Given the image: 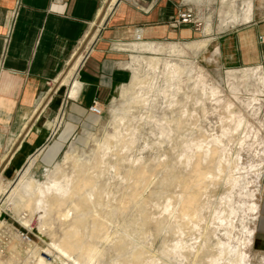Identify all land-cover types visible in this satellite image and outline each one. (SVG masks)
Masks as SVG:
<instances>
[{
  "label": "rangeland",
  "instance_id": "rangeland-1",
  "mask_svg": "<svg viewBox=\"0 0 264 264\" xmlns=\"http://www.w3.org/2000/svg\"><path fill=\"white\" fill-rule=\"evenodd\" d=\"M229 1L233 0H218L212 4L193 0L196 2H192L194 5L184 2L180 11L191 10L192 20L177 26L199 25L203 35L187 40L160 41L165 52L162 50L156 56L185 57L180 59L183 83L168 87L172 93L173 87L174 91L176 88L168 108L163 109L162 102L152 110L145 109L146 84L132 83V55L129 51L130 58L123 63V68L129 74L123 81L125 83L122 82L117 93L102 105V115L95 116L93 121L87 120L85 128L75 132L57 161L43 169L34 164L36 160L32 162L34 155L15 178L4 179L0 175V221L12 227L11 231L4 226L0 228L1 257L8 259L11 256L9 241L12 231L18 233L19 230L29 235L35 243L36 251L25 259L24 253L18 255L15 264H38L41 258L44 264H86L87 262L77 259V255H65L48 242L41 226L43 218L49 217L47 197L70 194L76 178L87 177L92 178L95 184L86 190L85 198L92 201L91 209L102 215L109 212L107 209L110 208L111 214L105 225L108 234L115 233L117 236L111 242L104 241L100 244L104 249L100 264H119L125 258L130 259L136 250L140 258L135 264H232L239 246V264H264L256 233L264 202V171L260 176L250 173L252 158L249 156L250 151H245L240 155V166L244 172L240 173L242 177L236 181L229 175V167L233 165L224 161L227 158L224 148H232L240 139H245L252 147L258 146L260 151L264 150V133L262 139L257 140L249 135L248 127L250 124L257 126L258 121L251 110L246 108L247 102L257 93L263 100L258 120H263L264 86L257 83L256 76L246 77L242 73V69L252 67H223L216 55L215 42L211 41L213 29L205 33V17L208 14L211 15L214 31H221L222 25H226L228 21L234 24L235 8L230 10L229 18L225 21L221 17V2ZM242 6L245 5L240 2L238 14L243 16ZM177 17L178 12L175 18ZM194 41L196 44L190 45ZM175 43L181 48L178 54L174 52L177 49ZM259 65L264 76V64ZM158 67L163 69L164 59L160 60ZM133 68L136 69V66ZM138 68L144 71L146 64L140 60ZM206 83L207 89L204 87ZM226 84L233 87L234 96L229 95L230 90ZM131 85L132 88L129 89ZM215 85L226 89L221 107H228L213 105V112L208 114L206 110L212 108L209 97L212 92L209 89L216 87ZM123 90H126V96L121 95ZM205 90L209 95L204 93ZM130 97L138 98L139 113L129 109ZM114 110L118 113L121 110L130 111L124 116H114ZM208 118H213L215 122L222 118L224 128L217 122L214 132L209 131ZM100 120H107L109 125L105 132L98 135L96 130L100 126ZM120 122H123V129L120 128ZM164 122L168 125V131L163 129ZM249 129L252 130V127ZM162 131L168 133L167 143L160 146L158 140L161 139ZM88 135H91L95 145L91 154L86 150ZM214 135H223L222 144H210ZM108 136L117 137L114 150L111 154L102 156L100 143ZM71 141L80 147L75 158L69 161L65 158V153ZM81 147L85 149L81 150ZM56 163H59L58 171L61 174L57 180L61 182V179H65L61 190H57L53 179L49 178ZM93 165H99L94 171L98 175L92 171ZM197 179L202 183L201 187H198ZM22 189L27 190L24 193L26 198H33L37 193L39 195L36 206L24 215L13 211L8 202L11 199L18 203L17 194L24 192ZM60 191L62 192L59 193ZM109 191H112V196L108 195ZM187 194L190 197L196 196L194 203L198 208V216L193 219L173 214ZM254 203L257 204V209L252 210ZM27 216L29 217L26 219ZM184 226L188 229L182 233ZM212 228L217 232L212 231ZM206 232H209L207 238ZM183 243L187 245L188 253L178 257L175 252L180 251L179 246ZM20 245H24L22 241Z\"/></svg>",
  "mask_w": 264,
  "mask_h": 264
},
{
  "label": "crops",
  "instance_id": "crops-1",
  "mask_svg": "<svg viewBox=\"0 0 264 264\" xmlns=\"http://www.w3.org/2000/svg\"><path fill=\"white\" fill-rule=\"evenodd\" d=\"M186 1L193 2L114 0L108 6V0H0L1 177L15 178L34 155L32 162L43 169L57 161L75 132L97 116L89 109L92 102L103 105L129 76L123 63L130 50L124 46L202 36L199 25L172 24ZM221 5L224 21L233 8L237 17L221 31H214L211 20V41L221 65L264 64V0ZM99 22L97 36L68 73ZM256 233L264 257V202Z\"/></svg>",
  "mask_w": 264,
  "mask_h": 264
},
{
  "label": "bare ground",
  "instance_id": "bare-ground-1",
  "mask_svg": "<svg viewBox=\"0 0 264 264\" xmlns=\"http://www.w3.org/2000/svg\"><path fill=\"white\" fill-rule=\"evenodd\" d=\"M114 0H108V6L113 2ZM203 2H209L211 0H202ZM223 14V12H221ZM234 16H236V13H234ZM233 16V17H234ZM247 20L250 19V16L247 14L245 16ZM205 20H208V26H206L205 33L207 34L210 32L211 27V15L208 14L205 17ZM233 20L237 21V17H234ZM102 25V22H99L98 25L93 29L92 33L87 37L85 46L75 55L74 59L71 61L68 73L72 72L74 67L78 64L80 61L82 54L84 50L90 45V43L95 39L97 36L98 28ZM205 41V40H204ZM196 41L191 42L190 45H195ZM121 46V44H119ZM125 48L129 49L132 55V61H131V69H132V77L131 81L133 84H137L139 82H145L146 87L144 89V100L147 103L145 109L152 110L156 107L157 104L164 103L163 109L168 108L170 102V98H174L176 88L174 91L173 87V93L170 88H168L171 84H182L183 83V77L181 75V67H180V59L185 57H179L178 56H168V57H162L156 56L155 54H160L164 49V45H160V43L152 42V41H140V42H131L124 46ZM175 48H177L174 52L178 54L180 52V46L178 43H175ZM170 52V51H169ZM163 54V53H162ZM181 55V54H180ZM164 59V67L163 69H160L158 67V64L160 63V60ZM166 59V60H165ZM143 61L146 64V68L144 71L138 68L139 61ZM136 66V69L133 68ZM242 73L246 77H252L255 78L256 81L260 86H264V76H262L260 72V65L252 68H244L242 69ZM227 87L230 90L229 95H233V87L230 86V84H226ZM207 83L205 84V89H207ZM216 86V85H215ZM211 87V86H210ZM132 88V85L129 87V89ZM181 87L179 88V90ZM211 94L209 95L206 90L204 93L206 95L208 94L210 97V100L212 102V108H209L206 110L208 114L213 112V105L216 106V104H219L220 107L222 103L224 104L225 96H226V89L221 87L220 85H217L216 87H213L211 89ZM261 91V90H260ZM181 93V92H178ZM126 94V90L122 91V96ZM255 97H252L247 102L246 108L250 109L253 117L255 115V119L258 121V125L250 124L248 127L249 135L255 140L262 139L263 133H264V117L263 120L259 121V114L260 111H262L263 107V100L259 98L257 93L255 94ZM126 96V95H125ZM137 97H130L129 103H130V110H136L137 113H139V109L137 107ZM219 107V108H220ZM227 105H223L221 108H227ZM216 108V107H215ZM218 108V107H217ZM213 109V110H212ZM247 109V110H248ZM130 110H121L119 113L114 110L113 115L116 116V114H121V116H124L128 114ZM221 110V109H220ZM215 113V112H214ZM248 114V113H247ZM251 114V113H250ZM249 114V115H250ZM213 118L207 119V124L209 131L214 132V128L216 123L218 122V125L223 129L224 128V120L222 118H219L217 122L212 120ZM215 119V118H214ZM100 126L96 130V133L99 135L103 131H106L107 126L109 125V122L107 120H100ZM163 129H167L168 131V125L166 122L163 123ZM120 128L123 129V122L119 123ZM252 127V130L249 128ZM167 132H161V139L158 140V143L160 146H163V144L167 141ZM212 140L210 144H222L223 141V135H219L216 137V135L212 136ZM169 138V137H168ZM117 137H109L106 139H103L100 143V147L102 149V156H106L108 154H111L114 150V143ZM170 139V138H169ZM263 142V141H262ZM167 143V142H166ZM87 144L88 147L86 150H88V153L91 154L92 150L95 149V145H93V142L91 140V135L87 136ZM262 144V143H259ZM249 143H246L245 139H240L237 142L234 143L232 148L226 146L224 148L227 158H224L225 163L232 164L233 167L230 168V177L231 179H234L236 181L241 178L242 168L240 166L241 164V157L243 152L250 151L249 156L252 158L251 163L252 167L250 170L252 174H255L257 176H260L261 173L264 171V150L260 151L258 149V146H250ZM80 146L77 145L74 141H71L68 149L65 153V158L69 161H72L75 158V155L78 151V148ZM85 148L81 147V150H84ZM235 159L233 161L232 158ZM238 156V157H237ZM5 158V157H4ZM3 158V159H4ZM59 163L55 164V167L52 169V171L49 174V178L53 179L54 186L57 188V190H61L65 184V179H61L62 181L59 182L57 179L61 176V174L58 171ZM92 171H96L99 168V165H93ZM96 175H98L96 172H94ZM116 173V172H115ZM100 176V175H99ZM201 178V177H200ZM198 187H201V182L199 179H197ZM95 184L94 180L92 178L82 177V179H79V177L76 178L74 183V189L70 194H62V195H52L48 196V218H43L42 220V226L41 230H44V236L47 239L48 242L52 243L54 246H56L63 254H75L77 255V259L81 260V262H87L86 264H100L102 257H103V251L104 249L102 246H100L101 243L104 241L111 242L112 240H115L117 237L115 233L108 234L107 228L105 225L106 219H109V216L111 214L110 208L108 207V211L105 215H102L97 210H92L91 205L92 201L85 198L87 195V189L89 187H92ZM244 185V184H243ZM244 187V186H243ZM246 187V186H245ZM244 187V188H245ZM23 190V189H22ZM24 192H18L17 197L19 196V202L15 203L13 200L9 199L8 202H10L9 206L13 211H15L17 214L18 212L22 215H24L26 212L30 211L32 208H34L37 204L36 200H38V193L34 195L33 198H26L24 196V193L27 192V190H23ZM60 191L59 193H61ZM189 194V193H188ZM184 196V199L181 201L180 207L173 212L174 216L176 215H186L189 219L196 218L198 216V208L195 205L196 196L188 195ZM108 195L112 196V191L108 192ZM254 207L251 209H257V204H253ZM89 212V213H88ZM29 216L26 217V219ZM231 225V224H230ZM4 226L7 227L9 231H11L10 226L7 225L4 221H0V228ZM217 227V226H215ZM188 227L184 226L182 229V233L187 230ZM218 230V229H217ZM212 231L214 229L212 228ZM210 232V231H209ZM209 232L205 233V237H209ZM217 232V231H214ZM112 234V235H111ZM15 238V239H14ZM5 239V238H4ZM14 239V241H13ZM13 241V242H11ZM23 242V246L26 248L24 249L23 246L20 245V242ZM10 249L9 253L11 254L8 259H4L0 256V264H15V259L19 258L18 255L23 254V258H28L29 254L33 255L36 251L35 243L31 238L29 240H24L20 237V235L16 232L12 231L11 240L9 241ZM218 243V242H217ZM237 243V242H236ZM234 244V243H232ZM232 244L231 247H232ZM237 245V244H236ZM239 245V244H238ZM237 245V246H238ZM178 246V245H177ZM187 245L184 243L179 246L180 251H176L175 254L179 257L180 255L184 256L188 253V248H186ZM230 247V246H229ZM236 246L234 245V248ZM242 247V246H241ZM192 248V247H189ZM233 248V249H234ZM230 250V249H226ZM232 250V249H231ZM233 251V250H232ZM240 246L237 249V255L232 262V264H239L238 255L241 254ZM235 252V249H234ZM132 257L125 258L122 261L119 262V264H135L137 259H139V253L137 250L133 252ZM226 254V253H225ZM228 254V253H227ZM233 254V252L231 253ZM230 254V255H231ZM221 255V254H220ZM229 255V254H228ZM235 255V254H234ZM218 257V256H217ZM233 257V256H230ZM229 257V258H230ZM3 258V259H2ZM221 258V257H220ZM228 258V259H229ZM232 259V258H231ZM230 261V260H229ZM38 264H44L42 258L39 260ZM208 264H216L215 262L208 263Z\"/></svg>",
  "mask_w": 264,
  "mask_h": 264
},
{
  "label": "built area",
  "instance_id": "built-area-1",
  "mask_svg": "<svg viewBox=\"0 0 264 264\" xmlns=\"http://www.w3.org/2000/svg\"><path fill=\"white\" fill-rule=\"evenodd\" d=\"M192 16H193V13L191 10H185V11L179 10L178 17L175 18V20L172 24L177 26L180 23L190 22L192 20ZM139 37L140 36H138V38ZM89 109L91 112H93L94 114H96L98 116L103 114V106L101 104H99L96 100L92 102ZM18 234L24 240H29V238H30L27 233H24V232L19 231V230H18Z\"/></svg>",
  "mask_w": 264,
  "mask_h": 264
}]
</instances>
